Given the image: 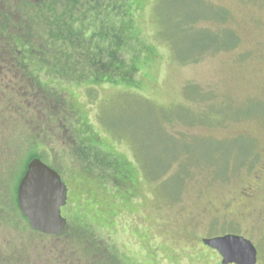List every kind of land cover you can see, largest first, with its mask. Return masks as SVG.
Segmentation results:
<instances>
[{"label": "rangeland", "instance_id": "374dc122", "mask_svg": "<svg viewBox=\"0 0 264 264\" xmlns=\"http://www.w3.org/2000/svg\"><path fill=\"white\" fill-rule=\"evenodd\" d=\"M5 1L0 24L23 16L41 24L37 12L25 11L37 10L38 0ZM108 4L127 39L125 68L117 69L124 84L77 85L51 75L46 91L60 102L44 109L42 138L35 142L31 123L14 137L8 118L0 123V158L7 151L26 158L40 143L42 161L67 187L63 236L32 231L17 204L18 225L0 227L15 245L10 257L19 264H222L202 239L236 234L264 264V0ZM119 35L102 34L104 48ZM0 82L10 84L3 74ZM25 92L18 100L33 104ZM85 114L92 138L125 160L129 177L117 176L114 160L104 173L78 152ZM83 158L93 165L77 163Z\"/></svg>", "mask_w": 264, "mask_h": 264}, {"label": "trees", "instance_id": "16d2710c", "mask_svg": "<svg viewBox=\"0 0 264 264\" xmlns=\"http://www.w3.org/2000/svg\"><path fill=\"white\" fill-rule=\"evenodd\" d=\"M45 1L48 4L42 5ZM110 1H36L38 8L34 12H37L38 22L42 26L39 25L37 27L28 17L23 16L25 22H22L21 19L16 22L20 34L7 35V33L4 35L7 42L6 44L0 42V62L13 59L14 62L24 63V67H26L25 70L23 68L21 69V76L24 79L23 83H25L20 85L22 92L18 89L20 86H16L15 88L18 91L10 95L8 90L12 88V85H7V83L3 85L0 82V123L6 121L8 118V128L13 130V132H9V136L12 135L14 137L16 131L21 130V127L24 126L22 123L25 124L27 122L26 126L31 123L30 127L38 130L35 133L37 135L34 137L35 142L43 137V133H41L43 127H45L44 119H42L44 118L43 111L47 107L51 108L57 105V102H60V99L55 101V99L48 95L49 92L46 91L45 86H47V80H52L51 77L53 75L55 79L60 80L66 77L65 82H73L77 85L124 84L121 81L124 74L119 73L117 69L121 70L125 68L122 45L127 43V39L123 36L122 27L112 22V19L117 13L109 7L108 3ZM21 11L25 13L23 9ZM27 13L31 16V12ZM18 15L22 17V13H18ZM8 29L5 22L1 26V30L6 33ZM110 31H119L120 35L118 37L115 36L116 46L111 44L109 49H105V40L107 38L101 35L105 34V32L109 33ZM122 41L123 44L121 45ZM121 58H123V61L120 62L119 59ZM128 70L133 71L132 66ZM42 80L45 81L42 82ZM27 89L30 95L29 97L34 101L33 104L25 100H18L20 95L24 96L23 91L25 92ZM33 90L36 92L33 93ZM31 105L38 111V117L40 119L35 117V110L32 113H28L29 109L31 110ZM55 108L57 109V106ZM73 117V124H75L77 123V117ZM83 118L80 116L79 119V126H81L80 133L83 134V143L80 147H77L78 152L81 149H83L82 152H87L86 159H91L92 157L98 164V168L104 173L108 171L106 168L109 165L112 166L110 161L113 162L114 160L113 164L116 166L115 171L117 176L123 175L124 177H129L130 168L127 167L124 162L125 160L119 155L114 154L108 148H105L100 142L95 141L91 136L92 132L93 134L95 133L94 127L88 121L86 114ZM5 129L0 130V134H3ZM11 140L8 137L7 141H9V145L16 143L10 142ZM28 141L32 143V140ZM5 145V143H0V150ZM40 145V143H37L36 147H34L33 151L26 158H21L22 156L18 157V155L14 157L8 151L7 153L4 152L0 158L2 161H0V227L2 230L8 227L15 229L20 222L16 217V212L18 211L16 202L17 183L24 174L26 165L30 160L35 157L41 160L44 158L42 153L38 152ZM7 154L9 156L8 159H6ZM77 161L80 164H86L88 161L87 165H93V162L84 160V158L82 162L80 159ZM190 166L197 167L200 165L191 164ZM185 167L187 170L188 166L185 165ZM177 176L180 178V174H177ZM0 239L4 240V243H0V250L2 248L6 253H0V264H19V261L17 262V256L14 258L10 257V254L14 255L13 251L15 248V245L12 244L13 242H9L10 238L5 235H0ZM6 243L9 246L6 245L5 249L2 244ZM18 254L20 255V252Z\"/></svg>", "mask_w": 264, "mask_h": 264}, {"label": "water", "instance_id": "95a60500", "mask_svg": "<svg viewBox=\"0 0 264 264\" xmlns=\"http://www.w3.org/2000/svg\"><path fill=\"white\" fill-rule=\"evenodd\" d=\"M17 204L32 231L44 235H59L67 224L61 215L66 204L67 188L58 173L34 158L17 187ZM202 242L215 249L222 264H256L257 250L254 244L241 235L225 234L205 238Z\"/></svg>", "mask_w": 264, "mask_h": 264}, {"label": "flooded vegetation", "instance_id": "af4514ba", "mask_svg": "<svg viewBox=\"0 0 264 264\" xmlns=\"http://www.w3.org/2000/svg\"><path fill=\"white\" fill-rule=\"evenodd\" d=\"M18 1H25L24 3H25V5L27 6L28 5V3L29 4H31V0H18ZM39 2H41V0H38ZM48 1H50V0H48ZM0 2L2 3V4H4L5 6H6V4H8V6H9V3L7 2V1H5V0H0ZM47 5L48 3L45 1V3L44 4H42V5ZM26 12H34L33 10H30V9H28V10H25ZM30 13V14H31ZM17 16L19 17V15H18V13H17ZM4 18V23L6 22V24H7V26H8V30L6 31V33H4L2 30H1V26H3L4 25V23L2 22L1 24H0V42H2V43H5L6 44V42H7V39H5V37H4V35H6L7 33V35H17V34H20V31L18 30V28H17V24H16V22H13L11 19H6L5 17H3ZM0 21H1V18H0ZM17 30H18V32H17ZM25 66V64L24 63H20V62H14V60L13 59H9V61H4V62H0V74L2 75L3 74V77H5V78H8V81H10V84L9 85H12V86H20L21 84H25V83H23V81H24V79H23V77L21 76L22 75V71H21V69L23 68L24 70L26 69V67H24ZM30 83V82H29ZM7 85H8V83H7ZM31 87V86H30ZM19 90H22V87L20 86V89ZM16 91H18V90H16ZM41 160V159H40ZM42 161V160H41ZM43 162V161H42ZM44 163V162H43ZM28 164V163H27ZM46 164V163H45ZM47 165V164H46ZM50 167V166H49ZM26 168H27V166H26ZM51 168H52V166H51ZM52 169H54V168H52ZM25 171H26V169H25ZM55 171L58 173V175L60 176V173H59V171H57L56 169H55ZM25 173V172H24ZM24 175V174H23ZM22 178V177H21ZM60 179L62 180V178H61V176H60ZM63 181V180H62ZM16 195H17V189H16ZM17 200V199H16Z\"/></svg>", "mask_w": 264, "mask_h": 264}]
</instances>
